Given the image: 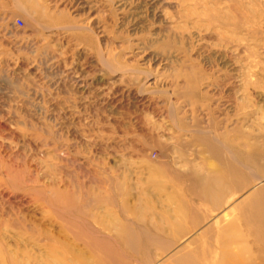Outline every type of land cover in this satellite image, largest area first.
<instances>
[{
	"label": "rangeland",
	"instance_id": "374dc122",
	"mask_svg": "<svg viewBox=\"0 0 264 264\" xmlns=\"http://www.w3.org/2000/svg\"><path fill=\"white\" fill-rule=\"evenodd\" d=\"M251 198L264 0H0V264H264Z\"/></svg>",
	"mask_w": 264,
	"mask_h": 264
},
{
	"label": "bare ground",
	"instance_id": "6f19581e",
	"mask_svg": "<svg viewBox=\"0 0 264 264\" xmlns=\"http://www.w3.org/2000/svg\"><path fill=\"white\" fill-rule=\"evenodd\" d=\"M251 201L253 202L252 205H255V206H252L249 210L247 208H245L244 206L241 208L242 210L244 208L246 209V211L243 210L244 211L243 219L246 222V227L248 228V231H249V237L253 238L255 240V242L256 241L258 242L257 245H260V247H261L260 248V252H261L260 254L264 255L263 254L264 253V203H261V204L256 203V202H254V200H252V198L249 199V202H251ZM248 207H250V206L248 205ZM233 227H235V226L232 225V228ZM229 228H231V227H229ZM233 229H235V228H233ZM235 230L237 231V229H235ZM224 231H223V234L221 235V237H219L220 238L219 239V241H220V246L219 247L221 249L227 251V249H229L234 244L236 239L237 240H241L242 237L239 236L238 234L233 235L235 233L231 234V233L227 232V231H230V229L227 230V228H226V231L225 232ZM217 243H218V241H217ZM229 251H228V253H230ZM224 254H226V253H224ZM226 257H227V255H226ZM233 259L234 258H232V260Z\"/></svg>",
	"mask_w": 264,
	"mask_h": 264
},
{
	"label": "built area",
	"instance_id": "2783aa9c",
	"mask_svg": "<svg viewBox=\"0 0 264 264\" xmlns=\"http://www.w3.org/2000/svg\"><path fill=\"white\" fill-rule=\"evenodd\" d=\"M19 23H20L19 25L21 26L22 25V21H19Z\"/></svg>",
	"mask_w": 264,
	"mask_h": 264
}]
</instances>
